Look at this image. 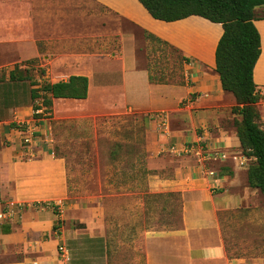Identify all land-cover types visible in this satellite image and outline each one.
<instances>
[{
    "label": "crops",
    "instance_id": "crops-1",
    "mask_svg": "<svg viewBox=\"0 0 264 264\" xmlns=\"http://www.w3.org/2000/svg\"><path fill=\"white\" fill-rule=\"evenodd\" d=\"M92 2L113 16L121 32L130 33L120 35L121 44L114 54L97 50L89 53L81 71L77 69L78 62L65 69L64 60L57 56L50 58L46 52L47 70L50 72L55 67L56 71L66 72L47 82L66 80L69 75L85 76L87 91L81 99L51 98L45 113H50L55 100L71 104L90 97L94 102L91 110H98L100 106L98 111H105L101 108L104 105L106 110L114 107L112 113L123 111L147 119L153 132L147 137L146 190L153 194L173 192L178 195L180 225L171 229L139 228L134 223H143L142 220L130 221L136 212H125L126 225L139 232L136 246L141 251V264H236L242 258L228 257L219 214L236 204L240 195L233 191L247 185L246 163L241 166L237 163L244 155L232 126V120L237 118L230 112L234 97L221 88L214 71V48L222 31L220 24L197 15L174 21L154 19L137 0ZM261 9L263 7L253 9L252 22L260 36V53L252 67V80L260 96L256 105L259 125L264 130V15L259 12ZM15 23V18L4 20L3 17L0 29L8 24V35L15 37ZM134 30L144 36L150 34L159 42L145 36L147 39L178 49L184 84L149 80L144 61L143 65H138L135 47L122 50V41L134 38ZM27 50H31L30 45ZM6 53L0 45V60L8 65L7 60L14 54L7 57ZM7 77L8 74L0 80V205L13 200L25 206L12 221L0 224V264H58V245L68 251L67 264H108L107 248L111 240L107 232V210L99 206L90 208V222L83 223L80 229L84 232L70 241L68 234L56 235L54 213L45 206L33 205L65 198L66 164L64 158L54 155L49 147L44 119L41 115L32 116L28 82H12ZM181 101H189L191 109L182 110ZM158 110L166 111L170 118L166 134L160 133L155 120L149 116ZM28 121H34L36 131L27 145L22 142L17 127ZM199 139L205 140L208 150L223 152L226 158L203 162L193 155L172 153L169 149L174 145L178 150ZM95 198L100 196L95 195ZM260 201L262 206L258 204L251 209L254 218L257 212L264 213V203Z\"/></svg>",
    "mask_w": 264,
    "mask_h": 264
},
{
    "label": "rangeland",
    "instance_id": "rangeland-1",
    "mask_svg": "<svg viewBox=\"0 0 264 264\" xmlns=\"http://www.w3.org/2000/svg\"><path fill=\"white\" fill-rule=\"evenodd\" d=\"M3 17L16 19V35L9 36L5 24L0 29V45L6 49L7 57L17 51L7 60L10 64L0 60V78L18 64L15 74L25 75L36 85L66 73L56 71L55 67L49 72L44 54L64 60L65 69L78 62L77 69L81 71L89 53L97 50L114 54L121 44L120 35L130 33L121 32L113 16L92 0H0V20ZM133 37L124 38L122 50L135 47L138 65L144 61L150 81L178 86L185 83L178 49L147 39L138 30L133 31ZM29 45L31 50H27ZM11 48L14 50H7ZM26 59L30 61L23 62ZM184 102H179V107L191 109ZM93 104L90 97L71 104L55 100L50 113L41 115L46 123L49 147L54 155L64 158L67 171L65 198L47 208L57 216L56 235L68 234L71 241L73 236L84 232L80 230L83 223L90 222V208L102 207L109 214L106 216L111 240L107 248L108 264H141V251L136 246L139 232L126 225L125 212H136L130 221L142 220L143 223H134L139 228H177L179 197L146 190L147 137L153 132L147 119L123 111L112 113L114 107L106 110L104 105L101 108L105 111H98L100 106L91 110ZM250 161L245 157L246 167ZM233 193L240 195L236 204L219 214L228 257H241L236 264H264V213L257 212L255 218L251 214L254 206H262V196L247 185L244 189L239 186ZM95 195L100 198L96 199Z\"/></svg>",
    "mask_w": 264,
    "mask_h": 264
},
{
    "label": "trees",
    "instance_id": "trees-1",
    "mask_svg": "<svg viewBox=\"0 0 264 264\" xmlns=\"http://www.w3.org/2000/svg\"><path fill=\"white\" fill-rule=\"evenodd\" d=\"M137 1L154 19L174 21L197 15L220 24L222 31L214 48V71L221 88L234 97L235 104L230 107V112L237 115V118L232 120V126L242 155L251 159L246 167L247 185L258 190L264 203V130L259 125L256 105L260 96L252 80V67L260 53V36L252 22L253 9L263 7L264 10V0ZM145 36L159 42L150 34L146 33ZM28 61L30 59L23 62ZM17 66L18 64L14 65L9 71L7 79L12 82L27 81L32 110L39 108L34 103L36 100L44 107L40 113H32L33 117L48 112L51 98L81 99L86 96L85 76L69 75L66 80L44 81L36 85L25 75H16L14 69H18Z\"/></svg>",
    "mask_w": 264,
    "mask_h": 264
},
{
    "label": "built area",
    "instance_id": "built-area-1",
    "mask_svg": "<svg viewBox=\"0 0 264 264\" xmlns=\"http://www.w3.org/2000/svg\"><path fill=\"white\" fill-rule=\"evenodd\" d=\"M39 108L32 110V113H40L44 108L37 103ZM185 107H189V101L184 102ZM150 118L155 120L156 127L160 130V133L166 134L168 132V114L164 110L154 111L149 114ZM17 129L20 130V135L22 142L24 144H30L33 140L34 133L36 131L34 121H28L25 123H21L18 125ZM172 150V153L182 154V155H193L197 160L206 161V160H223L226 158L225 153L223 152H214L208 150L205 145L204 139H199L197 141L188 142L181 146L180 149H176L174 145L169 147ZM238 165L241 166L245 163L244 157L238 158ZM60 202V201H59ZM59 202H35L33 205L35 206H45V207H53L59 204ZM25 204L13 200H7L3 204L0 205V224L8 221H12L16 216L22 212ZM57 255H58V264H67L69 260V254L67 249L63 245H58L56 247Z\"/></svg>",
    "mask_w": 264,
    "mask_h": 264
}]
</instances>
